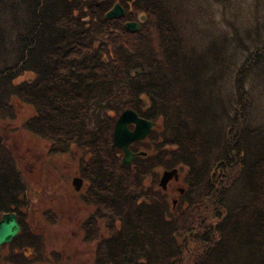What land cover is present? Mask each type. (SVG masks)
Listing matches in <instances>:
<instances>
[{
  "label": "trees",
  "instance_id": "1",
  "mask_svg": "<svg viewBox=\"0 0 264 264\" xmlns=\"http://www.w3.org/2000/svg\"><path fill=\"white\" fill-rule=\"evenodd\" d=\"M117 1L125 14L107 19ZM213 1L0 0V121L28 104L23 126L51 153L81 152L90 264H264V0H223L225 13H251L233 20ZM127 108L156 121L131 165L112 146ZM174 168L177 200L158 180ZM28 191L0 126V218L14 212L22 227L0 264L62 259L26 221Z\"/></svg>",
  "mask_w": 264,
  "mask_h": 264
},
{
  "label": "rangeland",
  "instance_id": "2",
  "mask_svg": "<svg viewBox=\"0 0 264 264\" xmlns=\"http://www.w3.org/2000/svg\"><path fill=\"white\" fill-rule=\"evenodd\" d=\"M252 0H242V5L251 4ZM223 0L212 2L215 8L216 18L226 15L228 19H247L250 12H240L237 16L231 11L223 12ZM241 2V0H240ZM227 7V6H226ZM252 7V4L251 6ZM233 8V7H231ZM264 10V3L261 8ZM143 14H140V17ZM142 19H144L142 17ZM135 21H139L135 20ZM228 29L229 35L233 33V27L227 22L222 24ZM241 52L242 50L239 49ZM257 101L259 111L264 112V90L258 82ZM17 118L13 121H0L1 134L6 144L13 150L16 158L20 161L24 171V177L28 184V197L30 198L31 210L27 214L26 221L30 224H37L47 235V249L49 255L51 251L58 252L62 257L56 264H90V252L93 243H86L84 239V229L82 224L93 211V206L86 204L83 195L86 190L77 191L73 180L79 174V161L81 152L76 150L68 154H54L49 150V142L42 139L35 133L25 129L23 122L33 113V109L28 104L18 103ZM257 110V111H258ZM258 111V112H259ZM257 119V118H256ZM163 171L160 173L161 179ZM185 171L179 173V179L171 182L166 191L170 199H178L179 192L184 191ZM160 182V181H159ZM148 185H152L153 179L148 178ZM85 184V183H84ZM45 210H48L45 213ZM52 213L55 222L46 221L43 214ZM7 245L4 252H8ZM41 264H53L45 261Z\"/></svg>",
  "mask_w": 264,
  "mask_h": 264
},
{
  "label": "water",
  "instance_id": "3",
  "mask_svg": "<svg viewBox=\"0 0 264 264\" xmlns=\"http://www.w3.org/2000/svg\"><path fill=\"white\" fill-rule=\"evenodd\" d=\"M131 1V0H125ZM125 14V9L120 1H117L114 6L106 13L107 19L120 18ZM145 19V15L141 16ZM126 27L129 30L135 31L141 27V21H128ZM130 124H134V128H130ZM156 125V121L144 118L132 108H127L121 112L115 122L113 131V147L123 149L122 164L131 165L137 154L146 155V151L134 152L130 145L133 142L144 140L147 138L152 128ZM179 179V169L174 168L165 170L160 179V186L163 189L168 188L170 180ZM76 189H80L83 185V178L77 176L73 180ZM176 201H174L175 203ZM20 221L14 212H7L0 218V245L11 242L21 230Z\"/></svg>",
  "mask_w": 264,
  "mask_h": 264
},
{
  "label": "flooded vegetation",
  "instance_id": "4",
  "mask_svg": "<svg viewBox=\"0 0 264 264\" xmlns=\"http://www.w3.org/2000/svg\"><path fill=\"white\" fill-rule=\"evenodd\" d=\"M130 128L131 129H133L134 128V124H130ZM145 140V139H144ZM133 143H135V142H133ZM132 143V144H133ZM131 144V145H132ZM131 145H130V147H131ZM78 175H80V173L78 174ZM80 177H82L81 175H80ZM83 178V177H82ZM176 179L175 178H173L172 180H170V182H169V184L171 183V182H174ZM85 183V184H84ZM169 184H168V186H169ZM85 186V188L83 189V191L84 190H86L87 189V187H88V184H87V182L85 181V179L83 178V185H82V187L78 190V189H76L77 191H80V190H82V188ZM74 187H75V185H74ZM76 188V187H75Z\"/></svg>",
  "mask_w": 264,
  "mask_h": 264
}]
</instances>
